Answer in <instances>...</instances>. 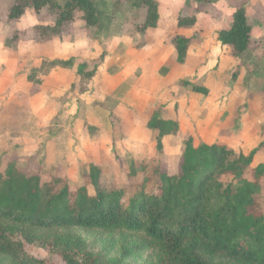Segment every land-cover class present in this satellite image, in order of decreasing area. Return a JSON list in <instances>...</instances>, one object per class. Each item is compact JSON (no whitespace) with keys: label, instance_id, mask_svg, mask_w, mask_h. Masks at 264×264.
Returning a JSON list of instances; mask_svg holds the SVG:
<instances>
[{"label":"trees","instance_id":"1","mask_svg":"<svg viewBox=\"0 0 264 264\" xmlns=\"http://www.w3.org/2000/svg\"><path fill=\"white\" fill-rule=\"evenodd\" d=\"M245 1L236 4L233 22L221 34L236 56L254 45ZM143 3L147 11L140 33L160 19L159 0ZM51 6L59 13L52 26L55 34L78 19L89 27L100 25L95 0H65L63 5L56 0H14L8 17L19 20L29 9L44 13ZM257 11L264 19V6ZM195 22L194 17H179L183 27ZM36 27L49 37L48 25ZM172 39L179 62H184L191 37L177 33ZM90 58L91 65L88 59L69 60L83 92L88 85L90 90L96 87L104 53ZM111 120L119 133L114 109ZM179 126L163 106L156 109L147 128L156 138L158 154L147 156L140 168L124 170L121 186L116 169L124 161L118 154L95 160L87 153L90 168L80 170L81 184L71 182L67 167L57 166L47 178L41 169L28 174L27 168L9 166L0 173V264H51L26 245L52 253L59 261L55 264H121L90 250L79 229L119 233L123 257L150 251L156 264H264V162L255 164L263 144L245 154L229 140L207 142L190 135L178 143L183 148L173 165L162 156L163 139L176 135Z\"/></svg>","mask_w":264,"mask_h":264},{"label":"crops","instance_id":"2","mask_svg":"<svg viewBox=\"0 0 264 264\" xmlns=\"http://www.w3.org/2000/svg\"><path fill=\"white\" fill-rule=\"evenodd\" d=\"M173 9H170L165 20L160 11L158 23L141 33L138 42L119 38L113 40L115 48L124 43L130 47L129 52L117 58L105 54L94 78L96 87L90 90L88 85L84 92L79 83L75 84L76 73L69 60L88 59L91 65L93 59L90 57H97L100 52L92 51V48L86 47V43L82 46L73 34L58 35L53 40L39 45L32 43L30 46L27 41L12 42V39L0 38V112L4 103L14 102L19 95L25 97V107L28 108L26 115L15 116L18 122L14 123L15 129L7 132L9 139L10 135L16 136L22 132L25 137L29 120L32 121L30 116L36 114L39 151L41 147L46 152L53 150L55 156L56 152L59 154L65 148L73 153L71 156L79 159L76 165H72L81 171H84L81 167L85 166L88 171V164L82 162V157L87 158V153H91L95 160H110L116 154H128L135 146H147V151L148 146L151 151L156 147L153 132L147 128L151 114H146V111L150 107L142 106L146 95L151 97L150 102L166 105L173 118L177 115L174 111L178 110L177 121L181 123L188 118L189 129L197 128V115L206 112L205 121L212 117L226 100L220 98L214 86L218 85L220 78L225 86L227 79L224 73L231 66L233 58L223 54L216 61L215 54L202 50L192 53V38L184 62H179L172 37L177 33L189 37L193 35L191 28L179 25V17L173 16ZM207 57H210L209 61ZM112 68L118 70L113 71ZM201 90H206L207 94ZM110 97L117 99H114L115 103L107 104ZM90 107L95 108V112L90 111ZM66 108H73L71 114L66 113ZM113 109L119 117V133H115L112 124ZM49 113L51 116H48ZM2 119L4 116L0 114ZM213 119L206 123L211 131H208L206 138L203 134L201 138L207 142L219 138L229 140L220 132L235 125L231 127L225 122L216 123ZM233 121L235 124V118ZM242 129V133L246 132L245 128ZM241 137L240 141L244 142L241 145L246 149L249 135L246 133ZM237 141L238 138L234 141L235 148L241 150ZM251 151L243 150L245 154Z\"/></svg>","mask_w":264,"mask_h":264},{"label":"rangeland","instance_id":"3","mask_svg":"<svg viewBox=\"0 0 264 264\" xmlns=\"http://www.w3.org/2000/svg\"><path fill=\"white\" fill-rule=\"evenodd\" d=\"M56 1L62 5L65 2V0ZM95 2L100 17V25L98 27L86 26L81 19H78L74 23L66 24L59 31L60 33L57 32L58 34H55L52 26L56 23L59 13L53 6L46 8L44 13H36L29 9L19 20H9L8 13L10 7L14 4V0H0V38L12 39V42L18 40L27 41L30 46L32 43L39 45L44 41L53 40L58 35L62 36V34L67 35L69 33L73 34L78 43L80 44L81 42L82 46L86 43V47L92 48V51L96 50L100 54L104 52V55H114L116 58L124 56L129 52L130 47L121 43L115 48L116 44H112V41L119 38L138 42L142 36L138 28H141L147 11L143 0H95ZM239 2L240 0H159V6L161 7L160 11L163 20L168 17V13L172 8H175L173 9V16L175 17H194L196 19L195 25L192 27L188 26V28H191V35H193L191 39L194 38V44L190 47L193 51L192 53L202 50L205 53L215 54L217 57L216 61L223 54H229L233 58V64L231 63V66L224 73L225 79H227L225 86L223 87L221 78L218 85L214 86V91L217 90L220 98L226 100L220 105L221 108L217 109V113L212 115L214 117L213 122H225V124L231 127L235 125L227 130L224 135L229 139V144L233 148H235L234 141L236 138L239 139L236 143L237 146L246 151L253 150L262 143L263 146L255 159V164H257L264 162L262 158V154L264 155V19L259 15V11H257L264 6V1H245L244 5L247 10L248 20L252 25L254 45L248 53L236 56L233 47L223 41L221 34L226 32L232 24L236 4ZM41 25L49 26V37L43 35V29H36V26L40 27ZM25 31H27V34ZM16 32L19 34L18 40H14ZM171 41L173 42V39ZM173 46H175L174 42ZM209 59L210 57H207L208 61ZM117 70L118 68H115L113 71ZM192 78L194 79L195 76L193 75ZM149 98L151 97L146 95V100L142 104V106L147 105L150 107L146 111V114H151L152 117L157 107L161 105L168 112L166 105L150 102L151 99ZM24 99L25 97L19 95L14 102L4 103L1 107L0 114L4 116V119L0 120V173H5L9 166H18L27 168L28 174L41 169L42 174L49 178L57 166H63L67 167V174H69L71 182L81 184V172L76 169V166H73L79 160L77 156H71L73 153L65 148L59 154L56 152L55 156L53 150L46 152L41 147L39 151L38 136L40 134L38 133L39 125H36V114L30 116L32 121L29 120L27 135L25 137H23L24 134L22 132L21 134H16V136L10 135L9 139L7 132L15 129L14 123L18 122L15 116L26 115L28 112ZM114 99L117 100L114 97H110L107 104H110V102L115 103ZM146 101L147 103H145ZM103 109L106 110L105 108ZM219 109L222 111H219ZM72 110L73 108H66L65 111L71 114ZM91 110L95 112V108H91ZM225 111L226 113L223 114L222 112ZM234 111L235 113H233ZM174 112L177 115L173 120L177 121L179 111L176 110ZM103 115L102 112V117ZM48 116H51V113ZM205 116L206 112L197 115V128L195 130L188 128V118H186V121L181 120L182 122L176 135L164 137L165 150L164 155H162L164 159L171 158L173 165H175L177 162L176 155L183 148L180 144L188 136L201 137L203 134V137L206 138L208 131H211L208 129L209 126L206 123L210 122L212 117L207 118L205 121ZM234 118L235 124L233 123ZM80 121L77 120V122ZM242 128H245L246 132L242 133ZM246 133L249 135V140H246L249 145L245 149L242 146L244 142L240 140L241 136H245ZM204 138L201 139L204 140ZM153 142L157 147L155 136H153ZM156 147L151 151L148 146L147 151V146H135L131 152L123 154L122 161H124V164H119L116 169L119 186L125 182L121 178L123 171L131 167L140 168L142 161L147 156L158 154ZM82 158V162L86 165L88 158H85V156ZM81 168L85 172V166ZM262 208L264 209V204ZM78 232L86 239L90 250L105 253L108 257H115L120 260L121 264H156V258L150 251L123 257L122 244L124 240L119 233L87 229H79ZM26 249L30 253L46 257L51 264L59 263L52 253H48L42 248L26 245Z\"/></svg>","mask_w":264,"mask_h":264}]
</instances>
